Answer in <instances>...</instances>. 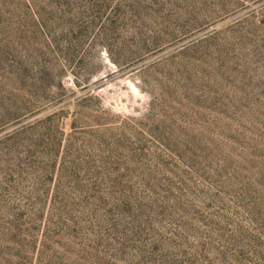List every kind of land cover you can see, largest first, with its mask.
<instances>
[{"label": "rangeland", "instance_id": "374dc122", "mask_svg": "<svg viewBox=\"0 0 264 264\" xmlns=\"http://www.w3.org/2000/svg\"><path fill=\"white\" fill-rule=\"evenodd\" d=\"M0 264H264V0H0Z\"/></svg>", "mask_w": 264, "mask_h": 264}]
</instances>
